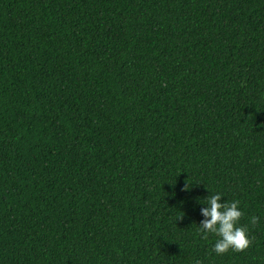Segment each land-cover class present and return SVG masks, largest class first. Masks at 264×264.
<instances>
[{"label":"trees","instance_id":"obj_1","mask_svg":"<svg viewBox=\"0 0 264 264\" xmlns=\"http://www.w3.org/2000/svg\"><path fill=\"white\" fill-rule=\"evenodd\" d=\"M198 262L264 264V0H0V264Z\"/></svg>","mask_w":264,"mask_h":264},{"label":"clouds","instance_id":"obj_2","mask_svg":"<svg viewBox=\"0 0 264 264\" xmlns=\"http://www.w3.org/2000/svg\"><path fill=\"white\" fill-rule=\"evenodd\" d=\"M184 190L187 191L188 188ZM221 199L222 195L216 193L204 200L203 204L207 206L201 209L204 219L200 222L199 232L203 234L202 238L205 240L208 239L209 234L218 237L213 247L217 255H223L230 250L243 252L252 244L254 238H249L247 227L239 225L243 216L240 201L221 203ZM258 220L259 218L254 216L251 218V223L255 225Z\"/></svg>","mask_w":264,"mask_h":264}]
</instances>
